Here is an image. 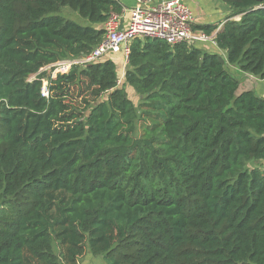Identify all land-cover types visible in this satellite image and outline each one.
Masks as SVG:
<instances>
[{"label": "trees", "instance_id": "16d2710c", "mask_svg": "<svg viewBox=\"0 0 264 264\" xmlns=\"http://www.w3.org/2000/svg\"><path fill=\"white\" fill-rule=\"evenodd\" d=\"M220 1L218 48L137 38L119 84L114 54L44 69L91 53L118 0H0V264H264V96L230 68L264 81V0Z\"/></svg>", "mask_w": 264, "mask_h": 264}, {"label": "built area", "instance_id": "2783aa9c", "mask_svg": "<svg viewBox=\"0 0 264 264\" xmlns=\"http://www.w3.org/2000/svg\"><path fill=\"white\" fill-rule=\"evenodd\" d=\"M129 21L123 22V14L111 12L104 24L105 34L102 41L91 53L78 59H67L48 66L52 76L66 73L73 64L90 63L106 58L110 54H122L128 62L130 46L137 38H156L170 45L180 43H210L217 46L216 33L224 23L219 24L216 31L207 34L200 29H194L195 15L184 0H135L134 6L128 9ZM125 13V11H124ZM235 18V17H234ZM123 81V75L118 83ZM42 94L49 96L48 82L44 80Z\"/></svg>", "mask_w": 264, "mask_h": 264}, {"label": "rangeland", "instance_id": "374dc122", "mask_svg": "<svg viewBox=\"0 0 264 264\" xmlns=\"http://www.w3.org/2000/svg\"><path fill=\"white\" fill-rule=\"evenodd\" d=\"M221 13H223V12H221ZM229 13L230 12L228 10H227V12L224 13V19L223 20L227 19L226 17L228 16ZM58 14L66 17L68 19L74 20L78 23H81L82 25H89L90 24V22L87 19H84L77 11H74L70 7H67V6L63 7ZM234 19L238 20V19H240V16H236ZM217 24H220V23H217ZM203 47H205V45H203ZM117 57H119V56H117ZM117 57H115L116 60H118ZM120 58H121V60L119 61V65H118L119 66V75H122L126 71L128 64H126L127 62L125 61L123 55L120 56ZM230 68L232 69L233 73L236 74L237 77L241 79L239 92L245 90L246 88H251L253 86L252 82H250V83L248 82V84L246 83L248 78H250V79L252 78L254 81L258 80V82L260 81V78L258 76H255V75H253V76L249 75L247 77L241 76L242 72H240V69L236 66H230ZM44 69L49 70L50 68L46 67ZM51 73H52V70H51ZM34 76L35 75H33V77ZM45 81H47V80H45ZM43 83H45V82H43ZM259 83H261V82H259ZM262 83H264V81H262ZM254 88H255V86H254ZM254 90L257 91L258 93L262 92L264 90V84L258 85V87ZM127 93H128L129 98L132 99L135 104H138L140 102L139 96L136 94L135 90L132 87H127ZM101 98H104V95L101 96ZM61 99H62L63 103L77 107L76 112L79 113V111L83 112L87 108H89L92 103H95L98 99V96H95L91 93L90 88L86 82H82V83H78L77 85H72V86L68 87L66 89V95L62 96ZM88 104H90V105L88 106ZM79 264H103V260L101 257H96V256L92 255L90 252H87L84 256H82L80 258Z\"/></svg>", "mask_w": 264, "mask_h": 264}, {"label": "crops", "instance_id": "0c3cea01", "mask_svg": "<svg viewBox=\"0 0 264 264\" xmlns=\"http://www.w3.org/2000/svg\"><path fill=\"white\" fill-rule=\"evenodd\" d=\"M121 5L123 6L122 9V14L124 16L123 22L127 23L129 21V12L128 9L134 6L135 0H118ZM187 5L191 7V9L194 12L195 15V24H207V23H212V24H217V23H223L224 22V13L227 12L226 6L220 1V0H184ZM125 11V13H124ZM223 12V13H221ZM222 20V21H221ZM221 21V22H220ZM216 31V30H215ZM212 47V45L210 44ZM214 48H218L217 46H213ZM211 49V48H210ZM221 51V50H220ZM222 53H225L224 51H221ZM119 56V57H117ZM120 56L122 54H114V57H117L118 62L121 60ZM125 59V58H124ZM127 62V61H126ZM125 62V63H126ZM127 64V63H126ZM125 72L122 74L124 75ZM253 76L252 74L249 73H242L241 76L247 77V76ZM262 79H260L259 83L258 80L254 81L252 78L247 79V84L248 82H252L253 86L251 88H246L245 90H254L262 83ZM256 84V85H255ZM255 86V88H254ZM262 96H264V90L260 92Z\"/></svg>", "mask_w": 264, "mask_h": 264}]
</instances>
